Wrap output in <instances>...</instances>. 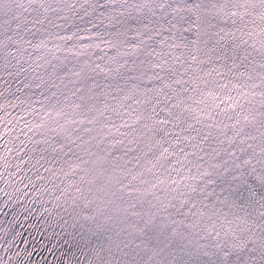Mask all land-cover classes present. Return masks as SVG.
Returning <instances> with one entry per match:
<instances>
[{
	"label": "snow or ice",
	"instance_id": "snow-or-ice-1",
	"mask_svg": "<svg viewBox=\"0 0 264 264\" xmlns=\"http://www.w3.org/2000/svg\"><path fill=\"white\" fill-rule=\"evenodd\" d=\"M0 264H264V0H0Z\"/></svg>",
	"mask_w": 264,
	"mask_h": 264
}]
</instances>
